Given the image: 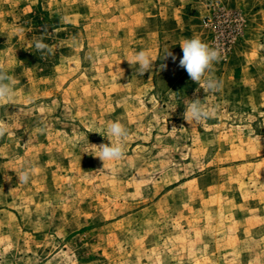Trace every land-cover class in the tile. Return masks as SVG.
Returning a JSON list of instances; mask_svg holds the SVG:
<instances>
[{"label": "rangeland", "instance_id": "obj_1", "mask_svg": "<svg viewBox=\"0 0 264 264\" xmlns=\"http://www.w3.org/2000/svg\"><path fill=\"white\" fill-rule=\"evenodd\" d=\"M192 37L220 53L202 123ZM0 65V264H264V0H0ZM115 121L126 155L103 166L82 134Z\"/></svg>", "mask_w": 264, "mask_h": 264}, {"label": "clouds", "instance_id": "obj_2", "mask_svg": "<svg viewBox=\"0 0 264 264\" xmlns=\"http://www.w3.org/2000/svg\"><path fill=\"white\" fill-rule=\"evenodd\" d=\"M37 50L46 48V45L37 41ZM182 57L179 59L177 67L184 69L191 81L200 85L193 93V97L185 106L183 118L188 123H202L212 118L214 110L205 106L202 99L199 97V92L203 88L204 92H215L220 88V82L212 75L215 63L220 60V53L217 49L210 47L198 37L185 39L181 42ZM171 57L173 63L177 57L171 51H167L165 58ZM91 59V57H89ZM130 65L136 64L134 75H144L150 72L153 67L154 60L146 50H140L133 56ZM15 81L9 72L0 65V102H12L15 98ZM8 125L4 120H0V138H3L8 133ZM102 137L106 138L109 143H101L99 145L90 144L87 135L82 134L83 141L86 142L85 153L99 158L103 166L106 162H114L122 160L125 155L124 139L128 135L127 128L119 121L111 122L105 129L97 132ZM115 141V142H113ZM18 182L28 183L31 175L25 169L17 174Z\"/></svg>", "mask_w": 264, "mask_h": 264}]
</instances>
